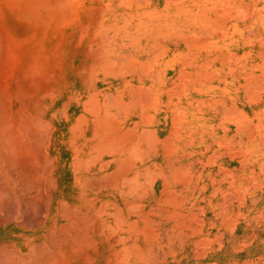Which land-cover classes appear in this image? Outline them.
<instances>
[{"label":"bare ground","instance_id":"6f19581e","mask_svg":"<svg viewBox=\"0 0 264 264\" xmlns=\"http://www.w3.org/2000/svg\"><path fill=\"white\" fill-rule=\"evenodd\" d=\"M142 3L0 0V264H198L219 243L199 216L211 212L210 184L173 159V140L188 133L183 120L212 112L188 109L191 94L182 93L185 77H211L198 61L210 35L184 37L171 24L157 30ZM244 3L243 11L251 5ZM152 37L175 45L171 59L155 60L166 64L159 72L142 61ZM193 46L190 65L199 72L179 60ZM138 72L156 76V91ZM193 162L203 168L212 158ZM234 191L244 199V188Z\"/></svg>","mask_w":264,"mask_h":264},{"label":"rangeland","instance_id":"374dc122","mask_svg":"<svg viewBox=\"0 0 264 264\" xmlns=\"http://www.w3.org/2000/svg\"><path fill=\"white\" fill-rule=\"evenodd\" d=\"M140 1L143 2V9L147 14V23L157 30L161 27L165 28L167 24L178 25L183 29L184 37L196 33L200 37L210 35L211 39L208 42L211 48L206 47V53H202L203 48H201L198 60L204 63L203 66L206 67V73L211 76L210 79H202L197 75L185 77L182 93L186 94L184 91L187 90L191 94L187 101L188 109L201 110V112H204L202 109H207L212 112L209 115L204 112L206 114L204 120H192L191 123L184 119L183 125L188 126L186 127L188 133L183 132V135L173 140L176 150L173 156L175 163L182 165L183 168H185L184 164L190 167L192 175L202 172L205 177L201 184H210V191L204 197L206 196V201L210 203L211 212L204 215L199 213V216H204V221L207 222L203 226L204 231L213 238L219 236V243L210 244L206 248L207 251L203 252L208 254V257L199 260L198 264H264V101L259 102L264 100V0H244L251 3L250 7L244 8V11L240 3L244 7L249 3L245 4L243 0ZM218 8H224L223 12L222 10L217 12ZM169 14L172 16L167 22L166 16ZM227 37L229 40L225 42L213 43V39ZM173 48L175 45L169 43L168 39L152 37L150 51L142 61L151 63L152 70L158 72L165 70L166 64L155 60L171 59L175 54L170 52ZM183 50L179 58L183 63L182 68L186 69L185 71L199 72L198 67L190 65V60L197 57V47H184ZM144 74L138 72L134 76L137 81L150 78V89L156 91L158 84H151L156 76ZM208 83L213 84L212 89L207 87ZM245 84L249 87L245 88ZM149 85H145L146 91ZM256 94L262 99L255 97ZM216 102H226L230 108L216 109L213 105ZM198 105L201 108L195 107ZM245 113L250 116H244ZM224 115L227 116L225 119ZM140 123L142 126L147 124L141 121ZM149 125L153 126V123L149 122ZM250 125L252 128L249 127ZM188 141L191 144H187ZM187 150L196 154L193 157H184ZM236 151L241 152L236 153ZM232 155L238 156L232 160ZM207 156L212 158V162L209 163L211 166L206 165L202 168L200 163L191 164L194 159L208 158ZM218 165L228 167L233 177L224 170L221 171ZM253 181L257 183L253 184ZM239 182L241 184H238ZM240 187L247 191L244 199H240V196L237 198L233 193L234 190L236 193V189ZM191 194L189 204L186 203L188 207H193L196 203V198ZM218 204L222 205L223 210L220 208L222 212L220 209L216 210L215 206ZM227 220L228 223L225 222ZM213 224L217 225L218 229L211 227Z\"/></svg>","mask_w":264,"mask_h":264}]
</instances>
